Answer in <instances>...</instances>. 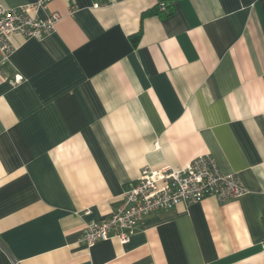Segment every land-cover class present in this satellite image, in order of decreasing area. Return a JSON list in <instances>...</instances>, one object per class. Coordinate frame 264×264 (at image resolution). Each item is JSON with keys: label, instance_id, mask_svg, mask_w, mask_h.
I'll list each match as a JSON object with an SVG mask.
<instances>
[{"label": "crops", "instance_id": "0c3cea01", "mask_svg": "<svg viewBox=\"0 0 264 264\" xmlns=\"http://www.w3.org/2000/svg\"><path fill=\"white\" fill-rule=\"evenodd\" d=\"M53 10L54 30L14 34L0 64V264H264V0H52L38 15ZM203 154L244 194L153 211L124 244L79 242L143 167Z\"/></svg>", "mask_w": 264, "mask_h": 264}, {"label": "built area", "instance_id": "2783aa9c", "mask_svg": "<svg viewBox=\"0 0 264 264\" xmlns=\"http://www.w3.org/2000/svg\"><path fill=\"white\" fill-rule=\"evenodd\" d=\"M51 1L35 0L13 8L0 4V64L7 63L14 52L15 47L10 40L14 34L40 39L54 30L62 18L59 11H50L44 18L38 15ZM100 6L99 2L93 4L94 8ZM159 8L164 10V3L161 2ZM20 79L19 75L14 77V81ZM244 192L238 176L221 173L210 154L199 155L180 168L143 167L136 180L125 186L122 205L106 219L86 223L79 242L91 247L114 238L124 244L136 232L144 216L153 211L197 203L207 197L226 201ZM262 245L264 247V239Z\"/></svg>", "mask_w": 264, "mask_h": 264}, {"label": "trees", "instance_id": "16d2710c", "mask_svg": "<svg viewBox=\"0 0 264 264\" xmlns=\"http://www.w3.org/2000/svg\"><path fill=\"white\" fill-rule=\"evenodd\" d=\"M162 3H164V2H162ZM160 4V3H159ZM159 4L158 5H156L155 7H153V8H150V9H148L147 11H145L143 14L144 15H161V14H163V13H165V11L167 10V5L164 3V10H161L160 8H159ZM138 36V35H137Z\"/></svg>", "mask_w": 264, "mask_h": 264}]
</instances>
